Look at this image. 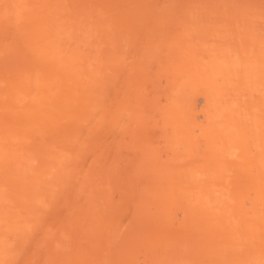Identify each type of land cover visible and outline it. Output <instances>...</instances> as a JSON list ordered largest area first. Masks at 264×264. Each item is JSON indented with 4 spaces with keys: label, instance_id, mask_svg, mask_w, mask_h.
<instances>
[{
    "label": "bare ground",
    "instance_id": "1",
    "mask_svg": "<svg viewBox=\"0 0 264 264\" xmlns=\"http://www.w3.org/2000/svg\"><path fill=\"white\" fill-rule=\"evenodd\" d=\"M0 264H264V0H0Z\"/></svg>",
    "mask_w": 264,
    "mask_h": 264
}]
</instances>
